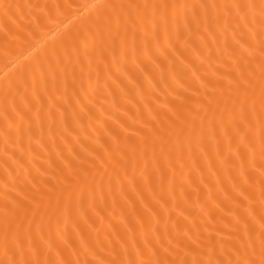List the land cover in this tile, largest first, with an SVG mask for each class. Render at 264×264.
Segmentation results:
<instances>
[{"label": "snow or ice", "instance_id": "obj_1", "mask_svg": "<svg viewBox=\"0 0 264 264\" xmlns=\"http://www.w3.org/2000/svg\"><path fill=\"white\" fill-rule=\"evenodd\" d=\"M80 9L0 82V264H264V0Z\"/></svg>", "mask_w": 264, "mask_h": 264}, {"label": "bare ground", "instance_id": "obj_2", "mask_svg": "<svg viewBox=\"0 0 264 264\" xmlns=\"http://www.w3.org/2000/svg\"><path fill=\"white\" fill-rule=\"evenodd\" d=\"M10 2L22 3V4H39L50 6L51 13L56 14L57 10L55 5H71V9H61L59 19L48 21L45 16H41V27L37 29L36 34L31 36L27 41L21 38L15 44L10 45L13 49L9 51L5 46V40L3 33L0 32V82L4 81L5 77L12 73H17L23 70L30 62L33 61L37 52H41L45 47H51L52 44L59 40L60 35L67 29L71 28L76 22L77 17L87 14V9H79L80 5H86L96 2V0H10ZM45 14L48 13V9L44 10ZM67 15L68 19H64ZM59 20H63V23H59ZM35 23V18H32ZM25 24L29 23V19L24 20ZM44 24H48V27H44ZM58 25V27H55ZM54 28V30H51ZM3 169L0 168V193L3 191Z\"/></svg>", "mask_w": 264, "mask_h": 264}]
</instances>
